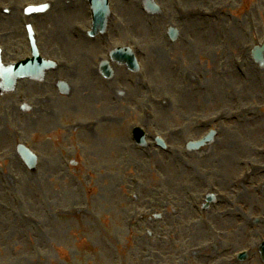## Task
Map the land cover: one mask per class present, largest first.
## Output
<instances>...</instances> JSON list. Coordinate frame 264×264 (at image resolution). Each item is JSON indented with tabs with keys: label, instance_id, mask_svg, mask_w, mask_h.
Segmentation results:
<instances>
[{
	"label": "rangeland",
	"instance_id": "rangeland-1",
	"mask_svg": "<svg viewBox=\"0 0 264 264\" xmlns=\"http://www.w3.org/2000/svg\"><path fill=\"white\" fill-rule=\"evenodd\" d=\"M158 2L165 15L153 18L138 4H119L118 18L110 24L112 35L108 38L115 44L106 48L103 40L105 52L87 46L68 52V48H59L67 57L72 55L79 69L82 65L79 77L85 79L92 62L79 60L81 53L92 55L98 68L112 48L132 41L137 44L150 89L145 88L142 75L136 77L118 66H114L120 76V84L113 87L118 88L116 94L105 88L103 94L99 90L98 96L87 98L81 90L82 81L75 82L78 90L68 103L71 115L65 114L72 127L38 138L42 150L38 175L19 162L0 161V264H163L164 259L173 264H209L212 260L214 264H245L236 262L233 254L249 248L253 251L246 263L262 264L257 245L264 237V226H254L253 217L264 218V161L257 157L264 151V72L249 67L248 57L242 67L246 77L236 70L237 63H241V48L255 44L248 18L244 24L235 25L233 20L226 23L233 33L231 42V33L230 40L226 39L216 32L215 25H208L210 21L188 20L184 24L189 31L176 23L175 8L183 6L187 10L196 6V0ZM260 10V22L254 20L258 21L257 32L264 34V6ZM89 15L82 22L71 17L73 34L77 27V33L86 41L83 32L91 27ZM129 18L131 21L126 20ZM170 25L180 26L182 31L176 44L164 34ZM217 31H224L222 24H218ZM212 38L214 49H210ZM235 41L236 47L228 51ZM256 81L262 93L254 88ZM235 94L247 99L252 113L235 108L241 103L230 98ZM15 101V97L7 98L4 104ZM220 111L228 116L241 111L242 115L237 122L229 118L216 126V158L210 157L212 145L200 154L189 153L188 142L208 130L201 128L202 122ZM148 112L151 121L146 117ZM98 113L106 122L89 128L90 122L98 121ZM134 126L144 127L149 134L146 148L134 142ZM14 127L8 121L9 130ZM75 128L79 130L75 132ZM153 134L168 140V152L156 148ZM32 135L24 134L23 138L29 140ZM231 144L236 151L231 152ZM60 147H67V152ZM2 148L0 145L3 153ZM61 152L76 156L73 161L78 166L58 165L48 170L46 160L59 164ZM249 163L259 165L261 170L248 185L254 192L260 184L255 208L230 198L202 211L203 193L211 191L210 185L222 188L229 197L246 191L236 187L233 180ZM65 170L71 172L69 177L65 178ZM142 212L145 217L140 216ZM233 228H238V235L231 245L238 242L242 231L245 236L240 247L228 248L225 232ZM248 232L251 235L246 237ZM195 249L202 254H193Z\"/></svg>",
	"mask_w": 264,
	"mask_h": 264
}]
</instances>
